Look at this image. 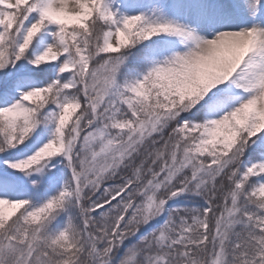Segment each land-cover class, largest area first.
Listing matches in <instances>:
<instances>
[{
	"label": "snow or ice",
	"instance_id": "6c2138e0",
	"mask_svg": "<svg viewBox=\"0 0 264 264\" xmlns=\"http://www.w3.org/2000/svg\"><path fill=\"white\" fill-rule=\"evenodd\" d=\"M0 264H264V0H0Z\"/></svg>",
	"mask_w": 264,
	"mask_h": 264
}]
</instances>
